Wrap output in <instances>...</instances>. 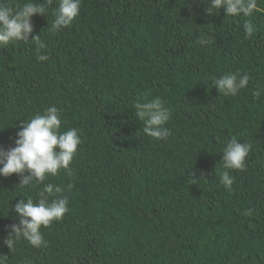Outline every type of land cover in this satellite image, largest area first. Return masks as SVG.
<instances>
[{
	"label": "trees",
	"instance_id": "obj_1",
	"mask_svg": "<svg viewBox=\"0 0 264 264\" xmlns=\"http://www.w3.org/2000/svg\"><path fill=\"white\" fill-rule=\"evenodd\" d=\"M10 6L29 0H5ZM37 4L43 0H31ZM209 0H81L73 23L52 31L56 0L34 16L32 41L0 45V149L49 106L61 129L80 130L70 164L44 183L61 186L68 212L42 228L46 246L4 245L14 205L38 185L0 176V255L6 264H264V0L252 17L209 13ZM251 20L256 32L245 37ZM201 37L211 39L201 45ZM249 76L236 96L212 84ZM160 97L167 140L142 132L134 104ZM250 143L243 170L221 183L222 148ZM194 173L195 178L190 176ZM192 179V183L189 180ZM252 210L248 215L246 212Z\"/></svg>",
	"mask_w": 264,
	"mask_h": 264
},
{
	"label": "clouds",
	"instance_id": "obj_2",
	"mask_svg": "<svg viewBox=\"0 0 264 264\" xmlns=\"http://www.w3.org/2000/svg\"><path fill=\"white\" fill-rule=\"evenodd\" d=\"M53 0H43V3L35 2L10 6L5 0H0V45H8L19 41H32L36 45L37 59L48 60V56L40 54L45 48L40 35L32 36L34 28L32 18L34 16H46L48 6ZM81 0H56L54 12L55 19L51 24L52 31H59L70 26L80 12ZM224 10L226 16L245 18L252 17L260 11L258 0H209V13ZM256 27L251 20L243 24L245 37H251L256 32ZM210 38L201 37L198 43L210 44ZM212 84L224 96H236L249 84L247 74L240 75L226 72L218 78H213ZM261 89H256L253 96L259 99ZM135 117L143 122L142 132L154 139L164 141L169 137V129L165 127L171 118L169 109L160 97H155L146 102L134 104ZM62 113L55 106H49L42 113L35 114L20 126L14 140L15 146L7 151L0 149V176L10 177L16 174L20 177L19 188H32L38 185V200L27 198V202L21 199L14 205L15 218L18 223H13L9 229V235L4 240V245L11 251H16L18 241H25L34 248L46 246L41 229L49 227L54 221L61 220L68 212V199L63 196L64 189L51 182L44 183L48 177L56 176L61 170L67 171L71 176L70 164L81 145L80 130L77 128L61 129ZM250 143H240L233 138L226 142L222 148L220 166L223 171L220 174L221 183L231 191L234 179L231 170H243L246 158L251 151ZM190 176L195 178L194 173ZM196 179V178H195ZM192 183V179L189 180ZM252 210L246 214L250 215ZM8 257L0 255V264H6Z\"/></svg>",
	"mask_w": 264,
	"mask_h": 264
}]
</instances>
